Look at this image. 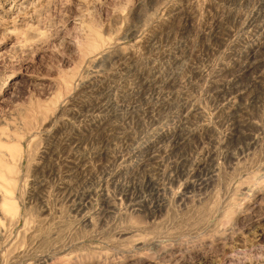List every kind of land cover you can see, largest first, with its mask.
<instances>
[{
    "label": "rangeland",
    "instance_id": "obj_1",
    "mask_svg": "<svg viewBox=\"0 0 264 264\" xmlns=\"http://www.w3.org/2000/svg\"><path fill=\"white\" fill-rule=\"evenodd\" d=\"M0 264H264V0H0Z\"/></svg>",
    "mask_w": 264,
    "mask_h": 264
},
{
    "label": "bare ground",
    "instance_id": "obj_2",
    "mask_svg": "<svg viewBox=\"0 0 264 264\" xmlns=\"http://www.w3.org/2000/svg\"><path fill=\"white\" fill-rule=\"evenodd\" d=\"M3 204V209L6 210V211H10L12 208L10 207V205H8L7 203L5 204L4 202L2 203Z\"/></svg>",
    "mask_w": 264,
    "mask_h": 264
}]
</instances>
